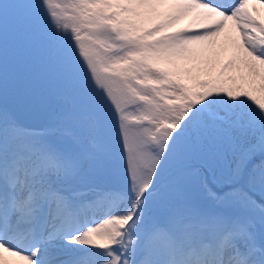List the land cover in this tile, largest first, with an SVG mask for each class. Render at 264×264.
I'll return each mask as SVG.
<instances>
[{"label": "snow or ice", "instance_id": "1", "mask_svg": "<svg viewBox=\"0 0 264 264\" xmlns=\"http://www.w3.org/2000/svg\"><path fill=\"white\" fill-rule=\"evenodd\" d=\"M249 3L0 0V264H264ZM10 83L64 111L25 128Z\"/></svg>", "mask_w": 264, "mask_h": 264}, {"label": "water", "instance_id": "2", "mask_svg": "<svg viewBox=\"0 0 264 264\" xmlns=\"http://www.w3.org/2000/svg\"><path fill=\"white\" fill-rule=\"evenodd\" d=\"M3 103V100L0 99V107L3 106ZM54 105L28 102L10 83L7 106L21 125L40 129L53 111Z\"/></svg>", "mask_w": 264, "mask_h": 264}, {"label": "bare ground", "instance_id": "3", "mask_svg": "<svg viewBox=\"0 0 264 264\" xmlns=\"http://www.w3.org/2000/svg\"><path fill=\"white\" fill-rule=\"evenodd\" d=\"M226 2L228 3V4H232V3H234V2H236V0H226ZM256 8L258 11L257 12H253V15H256V16H258V18L262 21V22H264V6H262V5H260V4H256L255 3V0H250V3H249V10L251 11V9L252 8ZM184 25L183 24H180V25H178V27H183ZM229 30H231V22H229ZM172 31H176V29L174 28V29H172ZM193 31H196V29H193ZM232 35H235V33H232ZM220 40H221V42H224V36L222 35L221 36V38H220ZM223 58V59H222ZM222 59V60H221ZM224 59H226L228 62L232 59V56H231V54L230 53H225L224 55H222L221 57H220V59H219V61L217 62V64H216V73H218L219 72V70H220V68L222 67V66H220V63L224 60ZM220 60H221V62H220ZM222 65V64H221ZM216 73H214V75H213V79L215 78V74ZM235 73L230 69L229 70V72L227 73V75H229V76H231V75H234ZM202 79H209V77H207V76H202L201 77ZM50 119H51V117H50ZM49 119V120H50ZM49 125V123L47 124V126ZM67 258H69V256H66V255H62V256H60L59 257V259H61V260H66ZM6 259H8L9 261H10V264H15V261H13L12 260V258H9V257H7L6 256Z\"/></svg>", "mask_w": 264, "mask_h": 264}, {"label": "rangeland", "instance_id": "4", "mask_svg": "<svg viewBox=\"0 0 264 264\" xmlns=\"http://www.w3.org/2000/svg\"><path fill=\"white\" fill-rule=\"evenodd\" d=\"M223 59V58H222ZM221 59V60H222ZM221 60H220V62H221ZM225 62H227L226 60H223L221 63H222V65L223 64H225ZM221 63H220V65H221ZM64 111V109H63V107L61 106V105H59V104H56V106H55V110H54V112L51 114V119L50 120H48V122L47 123H49V125L48 126H45V127H49V126H51L53 123H54V121L62 114V112ZM47 125V124H46ZM123 164L126 166V161H123ZM70 258H72V257H69V258H67L66 260H68V259H70Z\"/></svg>", "mask_w": 264, "mask_h": 264}]
</instances>
